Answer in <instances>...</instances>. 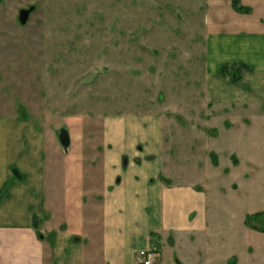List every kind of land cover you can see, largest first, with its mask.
<instances>
[{
  "label": "crops",
  "instance_id": "1",
  "mask_svg": "<svg viewBox=\"0 0 264 264\" xmlns=\"http://www.w3.org/2000/svg\"><path fill=\"white\" fill-rule=\"evenodd\" d=\"M214 1L220 13L223 1ZM223 3L220 14H228ZM241 3L252 13L212 19L206 99L239 106L234 116L247 131L264 122V0ZM232 63L252 69L241 68L232 83L220 74ZM241 111H248L249 123ZM165 121L160 113L45 119L21 114L16 103L0 105V264H137L144 248L158 251V264H264V231L245 248L236 235L216 237L213 204L226 209V200L213 203L207 192L167 179ZM63 126L67 150L57 134ZM199 237L202 253L198 247L193 253L206 261L192 263L180 248Z\"/></svg>",
  "mask_w": 264,
  "mask_h": 264
},
{
  "label": "rangeland",
  "instance_id": "2",
  "mask_svg": "<svg viewBox=\"0 0 264 264\" xmlns=\"http://www.w3.org/2000/svg\"><path fill=\"white\" fill-rule=\"evenodd\" d=\"M222 1L228 14L214 0H0V105L16 103L21 114L45 119L160 113L167 179L207 192L213 203L225 199L226 209L213 204L211 228L226 241L236 235L245 248L262 234L246 217L264 209V122L245 131L234 116L239 106L207 105L212 19L253 11ZM31 8L21 24L20 11ZM241 113L249 123L248 111ZM199 240L180 248L192 263L206 261L193 253H202Z\"/></svg>",
  "mask_w": 264,
  "mask_h": 264
},
{
  "label": "trees",
  "instance_id": "3",
  "mask_svg": "<svg viewBox=\"0 0 264 264\" xmlns=\"http://www.w3.org/2000/svg\"><path fill=\"white\" fill-rule=\"evenodd\" d=\"M232 7L238 11V12H250L251 11V8L248 7V6H244L241 4V0H232ZM234 67V68H233ZM241 68H246L248 70L252 69L250 66L248 65H245V64H241V65H238L237 66V63L233 64L232 66L230 65H223L221 68H220V74L221 75H227V73H232V78L234 80L238 79L239 76H241ZM239 70V71H238ZM238 71V72H236ZM235 76V77H234ZM258 220V221H257ZM260 220H262L260 223ZM264 211H261V212H257V213H254V214H249L247 217H246V222L249 224V226L251 228H254V229H257V230H260V231H264ZM260 227L259 228H257Z\"/></svg>",
  "mask_w": 264,
  "mask_h": 264
},
{
  "label": "water",
  "instance_id": "4",
  "mask_svg": "<svg viewBox=\"0 0 264 264\" xmlns=\"http://www.w3.org/2000/svg\"><path fill=\"white\" fill-rule=\"evenodd\" d=\"M33 11V8L31 9H22L20 11L19 14V20L21 22V24H26L29 16L31 14V12ZM59 140L61 142V144L63 145V147L65 148V150L68 149L69 145H70V138H69V133L66 129H62L59 132Z\"/></svg>",
  "mask_w": 264,
  "mask_h": 264
},
{
  "label": "built area",
  "instance_id": "5",
  "mask_svg": "<svg viewBox=\"0 0 264 264\" xmlns=\"http://www.w3.org/2000/svg\"><path fill=\"white\" fill-rule=\"evenodd\" d=\"M137 264H158V252L150 248L139 250Z\"/></svg>",
  "mask_w": 264,
  "mask_h": 264
},
{
  "label": "flooded vegetation",
  "instance_id": "6",
  "mask_svg": "<svg viewBox=\"0 0 264 264\" xmlns=\"http://www.w3.org/2000/svg\"><path fill=\"white\" fill-rule=\"evenodd\" d=\"M235 77V76H234ZM150 249H152V248H150ZM155 250V249H154ZM158 252V251H157Z\"/></svg>",
  "mask_w": 264,
  "mask_h": 264
}]
</instances>
